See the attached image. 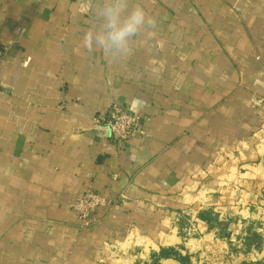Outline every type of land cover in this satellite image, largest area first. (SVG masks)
Returning a JSON list of instances; mask_svg holds the SVG:
<instances>
[{"label":"crops","instance_id":"0c3cea01","mask_svg":"<svg viewBox=\"0 0 264 264\" xmlns=\"http://www.w3.org/2000/svg\"><path fill=\"white\" fill-rule=\"evenodd\" d=\"M99 3L0 0V264H264V0H130L155 25L118 62L83 47Z\"/></svg>","mask_w":264,"mask_h":264},{"label":"clouds","instance_id":"9594fccd","mask_svg":"<svg viewBox=\"0 0 264 264\" xmlns=\"http://www.w3.org/2000/svg\"><path fill=\"white\" fill-rule=\"evenodd\" d=\"M94 14L96 23L86 31L83 47L101 51L115 62L130 56L134 38L155 25L143 7L130 0H100Z\"/></svg>","mask_w":264,"mask_h":264},{"label":"built area","instance_id":"2783aa9c","mask_svg":"<svg viewBox=\"0 0 264 264\" xmlns=\"http://www.w3.org/2000/svg\"><path fill=\"white\" fill-rule=\"evenodd\" d=\"M3 62V53L0 52V69ZM143 117L131 111L128 107L114 103L107 113L100 118L108 128L111 138L116 142L127 143L131 139L143 134ZM113 202L102 197L93 190L82 193L73 210L75 211L82 228H90L97 223V211L100 208L111 207Z\"/></svg>","mask_w":264,"mask_h":264},{"label":"trees","instance_id":"16d2710c","mask_svg":"<svg viewBox=\"0 0 264 264\" xmlns=\"http://www.w3.org/2000/svg\"><path fill=\"white\" fill-rule=\"evenodd\" d=\"M223 227L225 226L224 224L222 225ZM251 242L253 243H257L258 245V237L255 236ZM252 243H249V245H251ZM173 257H176L177 258V255L175 253V251L173 249H162L160 251V253H155L152 255L151 257V260L150 262L148 263H145V264H161V261L163 259H169V258H173Z\"/></svg>","mask_w":264,"mask_h":264},{"label":"rangeland","instance_id":"374dc122","mask_svg":"<svg viewBox=\"0 0 264 264\" xmlns=\"http://www.w3.org/2000/svg\"><path fill=\"white\" fill-rule=\"evenodd\" d=\"M262 208L264 209V206H262Z\"/></svg>","mask_w":264,"mask_h":264}]
</instances>
